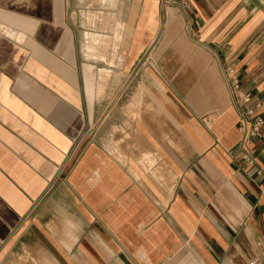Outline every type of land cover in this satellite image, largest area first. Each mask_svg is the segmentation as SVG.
I'll use <instances>...</instances> for the list:
<instances>
[{
	"label": "crops",
	"instance_id": "crops-1",
	"mask_svg": "<svg viewBox=\"0 0 264 264\" xmlns=\"http://www.w3.org/2000/svg\"><path fill=\"white\" fill-rule=\"evenodd\" d=\"M107 1L0 0V264H245L264 136L222 69L264 114V0Z\"/></svg>",
	"mask_w": 264,
	"mask_h": 264
},
{
	"label": "built area",
	"instance_id": "built-area-1",
	"mask_svg": "<svg viewBox=\"0 0 264 264\" xmlns=\"http://www.w3.org/2000/svg\"><path fill=\"white\" fill-rule=\"evenodd\" d=\"M180 1L186 5L185 1ZM158 2L161 5H170L174 0H158ZM222 76L228 87L231 103L238 109L237 128L241 131L238 149L242 160L248 165H253L255 159L249 144L264 136V114L260 111L261 104L249 91L242 88L238 74L232 65L223 67ZM76 146L77 143H74L67 155L68 158L73 154ZM256 172L264 182V167H259ZM254 247L253 256L245 264H264V238L256 240Z\"/></svg>",
	"mask_w": 264,
	"mask_h": 264
},
{
	"label": "rangeland",
	"instance_id": "rangeland-1",
	"mask_svg": "<svg viewBox=\"0 0 264 264\" xmlns=\"http://www.w3.org/2000/svg\"><path fill=\"white\" fill-rule=\"evenodd\" d=\"M81 1H82V5L88 8L89 12L87 13L88 15H86V17L89 23L92 22V24L95 25L94 27H96V24L102 23V18L105 16L104 12L108 10V9L103 10L102 7H113L112 6L113 4L109 3L107 0H81ZM98 11H101V12H98ZM107 14L104 17L105 23H108L109 21L112 20V16L111 15L108 16ZM95 42L98 43L97 38L95 39ZM51 192L52 191H49L46 195H49Z\"/></svg>",
	"mask_w": 264,
	"mask_h": 264
}]
</instances>
